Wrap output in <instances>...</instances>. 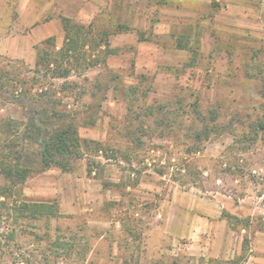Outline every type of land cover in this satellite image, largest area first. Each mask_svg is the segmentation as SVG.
I'll list each match as a JSON object with an SVG mask.
<instances>
[{
    "label": "rangeland",
    "instance_id": "374dc122",
    "mask_svg": "<svg viewBox=\"0 0 264 264\" xmlns=\"http://www.w3.org/2000/svg\"><path fill=\"white\" fill-rule=\"evenodd\" d=\"M62 16L114 52L50 77L37 50L60 49ZM262 70L264 0H0V118L51 97L102 146L13 189L62 216L1 222L0 264H264Z\"/></svg>",
    "mask_w": 264,
    "mask_h": 264
},
{
    "label": "trees",
    "instance_id": "16d2710c",
    "mask_svg": "<svg viewBox=\"0 0 264 264\" xmlns=\"http://www.w3.org/2000/svg\"><path fill=\"white\" fill-rule=\"evenodd\" d=\"M61 24L64 38L60 49L57 51L47 48L37 50L36 65L41 64L43 68L45 67L50 77L65 78L71 69L92 64L95 59H91V63L85 62L87 59L84 52L87 46L103 44L104 55L114 52L109 48V34L106 31L96 34V37L90 36L89 29L67 16L61 17ZM128 29L130 27L127 24H119L115 32ZM44 43L53 44L50 38ZM186 43L183 35L177 37V47L185 48ZM262 71L261 95L264 97V70ZM23 92L25 95L28 94L27 90ZM42 95L38 94L36 98H30L39 103ZM42 102V105L38 106L26 120L0 118V140L2 141L0 143V223L9 219L13 223H19L26 219L48 220L62 216L56 201L31 202L15 199L10 202L9 198L13 189L24 183L31 173L43 171L52 166L69 171L73 160L83 156L86 151L102 150L99 143L84 140L79 136L78 122L74 114L56 109L59 100L47 97ZM153 112L151 110L146 115ZM214 117L215 115L211 118ZM258 126L262 128L263 124L260 122ZM214 130L206 124L202 129L194 131V135L199 139L202 134L207 137ZM13 236V229L7 228L0 231V249L3 248V243L12 239ZM59 245L64 246L63 243ZM21 259L23 264H27L28 261L24 257ZM56 259V256L53 257L54 261ZM44 260L38 263L45 264L49 261L47 256Z\"/></svg>",
    "mask_w": 264,
    "mask_h": 264
},
{
    "label": "crops",
    "instance_id": "0c3cea01",
    "mask_svg": "<svg viewBox=\"0 0 264 264\" xmlns=\"http://www.w3.org/2000/svg\"><path fill=\"white\" fill-rule=\"evenodd\" d=\"M54 25H56V22L55 23H48L46 28H49V27L54 26Z\"/></svg>",
    "mask_w": 264,
    "mask_h": 264
}]
</instances>
